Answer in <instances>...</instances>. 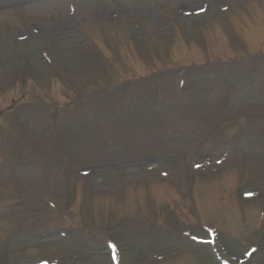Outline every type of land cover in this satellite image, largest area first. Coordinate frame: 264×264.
Listing matches in <instances>:
<instances>
[{"label": "rangeland", "instance_id": "374dc122", "mask_svg": "<svg viewBox=\"0 0 264 264\" xmlns=\"http://www.w3.org/2000/svg\"><path fill=\"white\" fill-rule=\"evenodd\" d=\"M228 2L229 11L216 12ZM260 39L264 0H0V104L19 94L15 80L24 78L32 80L27 101L40 106L58 93L70 112L56 124L62 139L47 143L33 125L38 149L22 145L28 153L20 150L8 161L15 171L0 176V264H112L109 243L120 264H142L143 256L148 264H219L182 237L186 230L207 238L212 228L228 264H264V55L230 59L263 52ZM220 58L229 64L209 63ZM179 64L187 66L180 75ZM130 65L141 66L137 76L127 73ZM129 75L135 83L123 84ZM157 102L163 106H151ZM26 110L21 119L35 118ZM6 126L21 140L27 134ZM126 138L132 144L105 143ZM144 174L174 181H142ZM13 189L20 195L8 198ZM74 194V215L114 242L58 236L65 220L43 197L62 207ZM173 195L176 203L184 198L167 210ZM158 209L174 235L162 232L160 218L146 219ZM148 245L179 252L158 261L141 249ZM249 246L257 251L243 263Z\"/></svg>", "mask_w": 264, "mask_h": 264}]
</instances>
